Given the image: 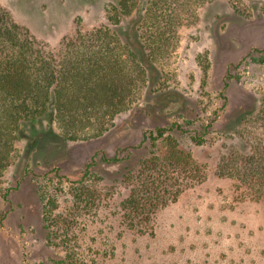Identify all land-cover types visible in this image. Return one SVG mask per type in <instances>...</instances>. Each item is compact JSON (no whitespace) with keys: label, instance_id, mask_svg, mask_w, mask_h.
Here are the masks:
<instances>
[{"label":"rangeland","instance_id":"1","mask_svg":"<svg viewBox=\"0 0 264 264\" xmlns=\"http://www.w3.org/2000/svg\"><path fill=\"white\" fill-rule=\"evenodd\" d=\"M111 1L0 5L55 49L76 29L106 24ZM244 1L249 16L226 0L203 2L180 33L168 88L142 93L100 138L64 141L49 116L20 129L17 159L0 179V264H264V203L216 174L223 134L255 115L264 98V0ZM173 125L169 133L202 178L184 182L177 200L142 230L131 227L122 209L133 188L126 176L164 149L151 134ZM81 187L94 194V204L75 202Z\"/></svg>","mask_w":264,"mask_h":264},{"label":"trees","instance_id":"2","mask_svg":"<svg viewBox=\"0 0 264 264\" xmlns=\"http://www.w3.org/2000/svg\"><path fill=\"white\" fill-rule=\"evenodd\" d=\"M212 1L112 0L105 8L106 24L76 29L55 49L0 5V179L17 159L19 132L25 124L49 116L64 141L95 140L142 93L167 89L174 79L170 59L181 31L194 24L203 2ZM226 2L238 14H251L244 0ZM174 126L151 134L164 149L143 159L136 174L126 176L133 188L122 209L131 227L142 230L160 207L177 200L184 182L202 178L192 155L169 133ZM223 138L216 174L244 186L250 199L264 203V98L255 115L240 118ZM87 192L75 188V202L94 204V194Z\"/></svg>","mask_w":264,"mask_h":264}]
</instances>
